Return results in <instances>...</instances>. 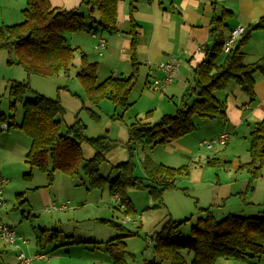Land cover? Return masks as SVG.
I'll return each instance as SVG.
<instances>
[{
	"label": "trees",
	"instance_id": "obj_1",
	"mask_svg": "<svg viewBox=\"0 0 264 264\" xmlns=\"http://www.w3.org/2000/svg\"><path fill=\"white\" fill-rule=\"evenodd\" d=\"M25 1L23 21L0 26V50L13 54L14 59L9 58L7 62L20 65L28 75L50 77L69 71L78 50L69 44L66 34L82 31L96 34L118 30V0H84L83 4L88 8L87 15L79 7L69 11L53 8L49 0ZM135 9L133 1H130L128 34L134 67L131 75L126 78L109 76L98 82L97 63L89 62L83 52H80L81 65L75 74L89 103L98 107L103 101H109L114 107L113 117L118 119L131 106L130 93L138 80L137 25L133 18ZM231 16L232 12L224 11L213 18V43L203 48V59L193 67V82L182 95V106L174 114H165L154 123L139 119L128 126L126 146L130 157L128 161L115 167L118 176L109 186L111 193L120 198L126 210H130V201L126 197L124 186L141 183L133 178L131 168L134 151L139 145H164L185 136L196 129L194 117L224 118L226 105L215 96V92L223 90L230 81H234L246 95L253 98L254 75L258 72L264 74V57L246 63L242 46L248 42L252 31L264 28V17L245 28L237 44L223 54L226 39L223 32L227 29V19ZM28 89V83L19 82H12L9 87V95L13 97L10 108H14L17 102L21 103L23 115L19 128L30 138L25 163L30 169L35 167L44 173L49 184L52 183L56 171L70 177L78 176L82 171L88 178L89 188L103 187L107 178L100 174L99 169L105 161V155L114 146L113 140L106 135L86 137L83 134L85 125L79 119L62 131L64 111L60 102L38 93L33 100H25L23 96ZM191 95H194L193 101L186 104L185 100ZM86 112L99 120L91 109ZM2 123L7 124V130L16 125L13 116L7 119L0 112V125ZM82 143L94 148L95 153L91 158L83 159ZM247 151L249 160L241 168L247 171L251 182L260 177L264 169V118L255 122L249 132ZM221 164L215 158L206 162V165L214 167ZM142 166L145 179L150 182L145 186L158 199L165 190L176 188L177 180L190 174L188 165L171 167L156 163L147 155ZM24 178H31V172L24 174ZM211 207L201 209L204 215L197 217L191 227L190 238L179 236L183 222L170 218L164 221L153 234L154 258L143 264H216L218 259L227 257L238 260L257 258L258 261H264V212L257 216L227 214L217 219ZM53 231L40 230L36 237L38 249H44L48 243L56 241ZM106 250L113 263L125 264L122 258L127 250L122 237L109 240Z\"/></svg>",
	"mask_w": 264,
	"mask_h": 264
},
{
	"label": "rangeland",
	"instance_id": "obj_2",
	"mask_svg": "<svg viewBox=\"0 0 264 264\" xmlns=\"http://www.w3.org/2000/svg\"><path fill=\"white\" fill-rule=\"evenodd\" d=\"M24 8H26L25 0H9L7 3L6 0H0V26L23 21ZM79 8L83 14L87 15L88 8L85 4L81 3ZM71 36H73L71 33L66 34L67 41L76 47L77 44H74V38ZM79 47L82 48V46ZM79 47H77L78 53ZM9 58L14 59L13 54L7 50H0V112L7 119L13 116L16 124L9 130H0V168L3 167L6 173L3 178L8 180V183L1 188L5 205L0 207V222L13 227L17 234L22 235L27 241L21 245L22 251L27 256L35 254L31 252H35L37 248L35 239L40 230L50 229L56 234L55 242L48 243L44 249L37 250L40 253H46L48 259L33 261L32 264H115L106 250V243L119 236L126 245L127 252L122 258L125 264H143L154 258L155 237L153 234L160 229L165 219L183 222L179 236L190 238V230L197 217L204 215L201 209L213 204L216 206L217 188L214 186L213 190L210 188L213 183H216V178L219 179L220 185L229 183L231 193V181L241 180L240 176L247 177L243 170L237 171L231 164L221 167L205 165L206 159L211 156L230 161L234 152L227 145H217L212 149L200 147V142L210 141L218 132L217 123L222 119L194 117L196 129L186 134L184 139H176L180 140L177 141L178 144L186 143L190 149H193V154H196L194 161L184 163L190 167V174L188 177L177 180L176 188L165 190L160 199L146 187L150 182L145 179L142 166L147 155L142 149L144 145L135 149L133 166H131L133 178L136 181L140 180L141 183L124 186L126 197L130 201V210H126L120 198L115 197L109 189L110 182L118 176L115 165L125 160L114 163L111 159L105 158L99 172L107 178V181L101 188H89L88 178L82 171L74 177L56 171L52 183L49 184L44 173L35 167L30 169L25 163V153L30 147V138L19 128L23 115L21 103L17 102L14 108H10L13 97L9 95V87L12 82L28 83L29 89L25 92L23 99L33 100L38 93L58 100L64 111L62 131H65L72 124V112L68 106L67 97H63L61 93L67 89L70 96L80 98L77 96L79 95L85 102L81 85L75 78L74 71L78 67L76 63H73L67 72L41 77L28 75L20 65L9 64L7 62ZM217 94L220 98L221 93ZM98 107L103 115H107V120L98 123V120L85 111L81 112L80 117L86 125L83 130L85 136H108L110 140H113L114 146L107 153H117L118 156L119 152L125 148L128 159L130 155L126 146L128 139L127 129H125V125L129 124L127 116L123 115L121 119L114 118L113 105L109 101H103ZM136 109L133 110L134 113ZM139 119H143L141 114L133 120ZM159 146L163 145L154 147L158 149ZM81 148L84 159L86 148L91 147L84 143ZM236 156L241 161L249 160L248 151L242 144L239 145ZM155 157V154L150 156L159 164L171 167L183 165L178 164V159H166L163 163L157 161ZM30 172L31 178H24V174ZM242 182V187L238 184L237 189L240 187V192L243 193L233 196L231 205H225L224 199L219 200L220 207L213 210L217 219L223 218L224 214L257 216L264 212V195L262 196L263 192L261 193L264 181H258L257 187L254 183L252 184L254 194L251 188L243 185ZM245 188L249 192H246ZM65 201L70 203L67 210L50 212L46 210V207L54 203L59 204ZM246 202L253 203L252 212L243 207ZM5 245L0 246V264H13V259L16 257L15 250L18 251V249ZM249 262H258V259L238 260L227 257L218 259L216 264H247Z\"/></svg>",
	"mask_w": 264,
	"mask_h": 264
},
{
	"label": "crops",
	"instance_id": "obj_3",
	"mask_svg": "<svg viewBox=\"0 0 264 264\" xmlns=\"http://www.w3.org/2000/svg\"><path fill=\"white\" fill-rule=\"evenodd\" d=\"M7 1L9 0H6V3ZM130 1H133L136 8L133 13V18L137 25L135 32H137L136 62L138 63V80L130 93L129 100L131 106L124 113V116H127L126 119L129 122V124L125 125V129H127L128 126L134 122L133 119L140 114L143 116L141 120L154 123L165 114H174L177 109L182 106L184 102L182 100V95L185 93L189 84L193 82V67L198 65L203 59V48L213 43L214 35L211 32V27L212 20L215 16H220L224 11L232 12V16L227 19L228 27L223 32L225 38L234 28L239 26L247 28L264 17V0H118L117 31L109 33L98 32L96 34L83 31L71 33L73 35L71 38L73 37L75 41L74 44H77V46H75H82V48L79 47L80 52L86 55L89 62L97 63L98 82H101L109 76L126 78L133 72L134 67L131 62L129 50L130 35L128 34ZM49 2L53 8L69 11L78 8L84 0H49ZM96 36H102L107 40L108 47L101 55L93 50ZM80 52L75 53L73 61V63L77 64L78 68L81 65ZM242 52L244 54V62L246 63H252L264 57V28L252 31L248 42L242 46ZM170 54L177 56L179 61V68L175 74V80L161 90H156L151 87L152 80L163 77L157 65L161 61H164ZM223 54L226 53L223 52ZM77 69L74 71L75 74ZM254 77L255 86L253 98L246 95L234 81L228 82L223 90L215 92V96L221 101H224L226 113L225 117L221 118L222 120L217 123L218 132L213 137H216L222 132H227L230 137L226 145L230 147L231 151L234 153L231 155L232 158L230 161H225L215 156L208 157L205 161V165L207 160L215 158L222 163L221 166L231 164L237 171L243 170L247 174V177L244 175L240 176L241 180H232L231 193L230 184L220 185L219 179L216 178V183H213L210 187L212 190L214 189L213 186L217 188L216 198L218 204L215 203L216 206L213 204L211 207L214 215L215 212L213 210L220 207V199H224L225 205H231L233 196L235 197L243 193L240 192V187H242L241 181H243V185H248V188H251L250 190L253 194L255 191L252 184L254 183L255 187H257L258 181H264L263 169L262 175L250 182L249 174L245 169L241 168V165L247 161H241L237 158L238 156H236V151L240 144H242L243 148L248 150L249 132L255 122L264 118V74L258 72ZM217 93H221L220 98ZM61 94L63 97H67L69 101L67 103L72 112V124L78 119L84 123L80 115L81 112H86L87 109H91V111L99 117L98 123H103V121L105 122L107 120V115H103L99 107L92 106L86 97H84L85 102L82 97L77 94L76 95L80 98H74L67 93V89ZM193 98L194 95L189 96L185 100V103L191 104ZM61 102L64 104L63 100H61ZM134 109H136L135 113L133 112ZM112 111L114 114V107ZM149 111H151V113H148ZM147 113L148 116L146 117ZM85 128L86 125L84 129ZM183 137L179 139L182 140L184 139ZM213 137L211 139H213ZM177 141L180 140H174L166 145L159 146L160 148L158 149L154 146H142V149L147 156L155 154L156 160L163 163L166 159H178V164L194 161L196 159V154H193V149H190L186 143L180 145ZM83 144L84 143L81 144V147ZM173 147L177 148L175 149ZM91 148H86L84 154L85 160L94 155L95 150L93 147ZM127 156L128 152L124 148L119 152L118 156L117 153H107L105 158H109L115 163L122 160L128 161L129 158L127 159ZM121 163H123V161ZM0 170V176L3 178V175H6V173L3 167H1ZM238 184H240V187L237 189ZM261 188L263 196L264 186ZM246 192L249 191L247 190ZM115 197L117 196L115 195ZM243 207H245L246 210H250L249 212H252L254 206L253 203L246 202ZM223 216H225V214ZM166 220L167 219H165V221ZM3 244L5 245L0 239V246L2 247ZM37 250L39 249L36 248L35 252L31 253H36L38 252ZM15 252V255H17L18 251L15 250ZM16 262L17 259L15 257L13 259V264H16ZM32 262L30 264H32Z\"/></svg>",
	"mask_w": 264,
	"mask_h": 264
},
{
	"label": "built area",
	"instance_id": "obj_4",
	"mask_svg": "<svg viewBox=\"0 0 264 264\" xmlns=\"http://www.w3.org/2000/svg\"><path fill=\"white\" fill-rule=\"evenodd\" d=\"M245 27L239 26L231 30L228 36L225 39L223 52L228 53L233 46L236 44L238 38L243 33ZM108 44L107 40L102 36H96V41L93 45V50L101 55L107 49ZM158 70L162 72V78H155L151 82V87L156 90H161L165 86L171 84L175 80V74L179 68V61L177 56L170 54L164 61H161L158 65ZM8 126L6 123L0 125L1 130H7ZM229 134L227 132H222L210 141L204 140L199 143L200 147H206L207 149H212L216 145L225 146L229 141ZM8 180L5 178H0V207L5 205V202L2 198V186L6 185ZM69 202H61L59 204H52L50 207H46L48 212L52 210H66L69 207ZM0 239L8 246L18 249L16 259V264H30L32 261H41L47 260L46 253L36 252L32 256H27L21 249V245L25 244L27 241L23 238L22 235L17 234L13 227H10L2 222H0ZM247 264H264V261L250 262Z\"/></svg>",
	"mask_w": 264,
	"mask_h": 264
}]
</instances>
